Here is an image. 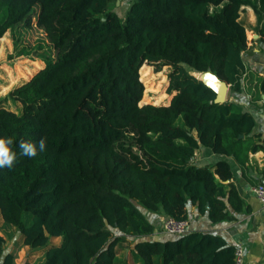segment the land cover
I'll return each mask as SVG.
<instances>
[{"label": "trees", "instance_id": "trees-1", "mask_svg": "<svg viewBox=\"0 0 264 264\" xmlns=\"http://www.w3.org/2000/svg\"><path fill=\"white\" fill-rule=\"evenodd\" d=\"M127 1L122 16L117 0H0V38L34 25L46 39L17 51L43 68L0 97V139L16 154L0 167V264H15L5 237L16 233L42 250L39 264H234L235 248L217 235L146 240L155 227L142 210L187 220L190 203L214 224L229 207L241 211L235 188H224L229 165L212 171L193 159L204 147L245 166L264 142L249 112L216 104L187 68L242 93L246 32L264 41V0ZM246 8L252 25L240 18ZM144 63L170 67L168 105H139ZM255 90L264 93V77ZM22 141L37 155H22ZM127 241L130 260L120 261Z\"/></svg>", "mask_w": 264, "mask_h": 264}, {"label": "crops", "instance_id": "crops-1", "mask_svg": "<svg viewBox=\"0 0 264 264\" xmlns=\"http://www.w3.org/2000/svg\"><path fill=\"white\" fill-rule=\"evenodd\" d=\"M259 39L260 37L255 35L253 41L248 44V50L243 54L245 64V74L242 79L243 92L235 94L228 90L226 100L236 103L253 116L255 122L253 134L260 135L262 143L264 142V93H259L257 96L255 90L257 79L264 77V41ZM170 100L171 98L169 102ZM220 161H225L230 167L232 179L223 184L226 191L231 187L235 188L242 202L241 211L235 212L232 207H229L228 216L230 219L214 224L207 215H199L196 208L188 203L186 205L189 223L188 233L217 235L229 246L236 248V246L241 245L244 250V264H264V207L260 205L252 193L253 187L264 184V178L261 176L262 168H264V151L259 150L250 153L245 166H240L231 157L213 154L204 147H200L196 151L193 159L195 165L209 167L212 171ZM142 211L155 227L153 234L146 237V240L167 241L174 239L173 236L162 230V221L166 218L164 215L157 212ZM14 238L15 240H13ZM14 238H10L12 247L8 248L6 252L16 253L17 251L19 254L25 250L24 248H28L23 246L17 250L16 240L17 238L21 240V237L16 233ZM26 262L24 264H27Z\"/></svg>", "mask_w": 264, "mask_h": 264}, {"label": "rangeland", "instance_id": "rangeland-1", "mask_svg": "<svg viewBox=\"0 0 264 264\" xmlns=\"http://www.w3.org/2000/svg\"><path fill=\"white\" fill-rule=\"evenodd\" d=\"M127 0H120L119 5L112 6L114 10L120 13L122 16L126 10ZM240 18L251 25L255 21L254 14L251 9H244ZM247 41L251 43L255 34L253 31L246 32ZM39 41L46 42L45 34L39 28L34 25L30 28H18L13 37L11 31H8L2 38H0V97H4L8 92L14 89L16 86L20 85L23 81H28L31 79L35 73L43 68L44 63L38 58H32L33 55H23L18 56L17 51H20L23 48H35ZM17 46V47H16ZM145 66L149 69L150 77L144 79L143 86L144 92L142 100L144 102L139 103V105L152 104V105H162L166 106L169 102V99L172 97L166 93L168 86V73L170 67L162 66L157 70V65H148L144 63ZM188 72L195 77L199 78L202 73H198L187 68ZM141 78V76L139 75ZM150 91L146 92V90ZM164 95L165 99L161 102L155 104V100L158 96ZM4 107L8 109L15 110V107L12 104H4ZM15 240V238L13 239ZM17 238V250L20 247L23 248L21 240ZM6 250L12 247V240L6 238ZM53 244H58L59 240H52ZM132 241H127L119 245L121 251L118 255L120 261H127L129 258V251L132 248ZM25 250L22 253L16 251L15 264H24L27 260V264H39L42 259V250H32L30 248H24Z\"/></svg>", "mask_w": 264, "mask_h": 264}, {"label": "built area", "instance_id": "built-area-1", "mask_svg": "<svg viewBox=\"0 0 264 264\" xmlns=\"http://www.w3.org/2000/svg\"><path fill=\"white\" fill-rule=\"evenodd\" d=\"M252 193L262 207H264V184H258L252 188ZM162 230L173 237H181L189 232L187 220H178L166 217L162 221ZM234 264H244V250L241 245L236 246L234 252Z\"/></svg>", "mask_w": 264, "mask_h": 264}, {"label": "clouds", "instance_id": "clouds-1", "mask_svg": "<svg viewBox=\"0 0 264 264\" xmlns=\"http://www.w3.org/2000/svg\"><path fill=\"white\" fill-rule=\"evenodd\" d=\"M11 143V139H0V167H11L16 159L15 152H13L9 147ZM20 148L22 150V155H26L28 157H34L37 155V149L33 143L22 141L20 143ZM39 148L41 151L45 149V141L43 139L39 141Z\"/></svg>", "mask_w": 264, "mask_h": 264}, {"label": "water", "instance_id": "water-1", "mask_svg": "<svg viewBox=\"0 0 264 264\" xmlns=\"http://www.w3.org/2000/svg\"><path fill=\"white\" fill-rule=\"evenodd\" d=\"M119 3L120 0H117L116 5H119ZM198 79L215 93L216 104H223L226 101L229 85L219 80L217 76L210 71V69L202 73Z\"/></svg>", "mask_w": 264, "mask_h": 264}]
</instances>
